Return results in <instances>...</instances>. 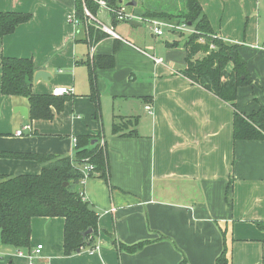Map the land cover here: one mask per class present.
<instances>
[{
	"label": "crops",
	"instance_id": "crops-1",
	"mask_svg": "<svg viewBox=\"0 0 264 264\" xmlns=\"http://www.w3.org/2000/svg\"><path fill=\"white\" fill-rule=\"evenodd\" d=\"M75 1L0 0V11L32 15L0 38V151L68 156L73 137L81 135L104 138L108 147V181L96 172L80 186L99 214L96 247L66 256L65 219L34 217L31 247L43 245L38 264H215L224 245L232 264H264V226L258 225L264 223V140H234L235 108L182 73L188 34L167 31L160 41L98 8L97 17L122 39L107 34L95 42L84 24L68 21ZM146 1L123 0L137 14ZM200 2L213 33L239 45L248 63L253 81L239 88L237 106L249 114L264 104V0ZM112 53L115 66L97 70L98 110L89 64L94 55ZM4 56L32 58L37 71L47 72L33 82L34 93L71 88L63 110L32 121L15 111L25 106L30 116L26 98L2 93ZM118 116L138 117V135L114 134ZM41 171L36 160L0 157V174ZM141 241L148 242L135 252L123 247ZM18 251L2 242L0 231V264H28Z\"/></svg>",
	"mask_w": 264,
	"mask_h": 264
},
{
	"label": "trees",
	"instance_id": "trees-1",
	"mask_svg": "<svg viewBox=\"0 0 264 264\" xmlns=\"http://www.w3.org/2000/svg\"><path fill=\"white\" fill-rule=\"evenodd\" d=\"M110 6H117L119 0H106ZM164 0L146 1L139 15L146 18H159L174 22H187L198 32L188 34L183 46L186 51V68L182 73L193 82L213 92L235 108L234 140H264V104L251 113L239 110L237 106L239 88L252 83L247 61L242 57L237 44L226 43L221 38H213L214 31L200 0H185L184 7L172 9L164 7ZM84 5L97 14L98 4L94 0H76L75 11L84 23ZM30 13L0 11V38L15 32L17 27L31 18ZM113 22H119L112 16ZM88 33L93 41H99L107 33L93 26ZM205 41L200 42L199 38ZM216 48L212 49L210 44ZM172 45L178 46L179 41ZM118 43L115 44V49ZM203 52L202 58L197 54ZM1 90L6 96H21L27 99L30 107L29 120H51L56 112L63 110L68 94L56 96L33 92L34 76L37 67L32 58L4 56L1 60ZM115 66V54L94 55L89 64L90 97L99 106L97 70ZM136 116H118L112 124V132L120 136L138 135ZM77 144L73 155L61 156L48 153H27L0 151V157L32 159L42 164L39 174L8 175L0 174V231L4 244L18 249H31L32 219L34 217H63L64 254L72 255L86 246L95 245L99 232V214L81 191L84 175L80 171L85 165H93L94 171L109 178V155L106 141L90 135L76 137ZM94 173L90 172L89 176ZM78 181V182H77ZM65 183H68L65 185ZM262 228L264 223L259 222ZM92 232L84 236V232ZM148 241H141L123 247L129 252L142 248ZM122 245V244H121ZM11 264H15L12 262ZM183 264V263H181ZM215 264H232L228 247L224 245Z\"/></svg>",
	"mask_w": 264,
	"mask_h": 264
},
{
	"label": "built area",
	"instance_id": "built-area-1",
	"mask_svg": "<svg viewBox=\"0 0 264 264\" xmlns=\"http://www.w3.org/2000/svg\"><path fill=\"white\" fill-rule=\"evenodd\" d=\"M99 8L106 9L111 16H114L118 21H131V20H137L142 23L148 22L150 25L151 31L158 36H161L165 33V31H169L172 33L176 34H181V33H195L198 32L197 30L194 29L193 26L188 24L187 22H174V21H167L164 19H159V18H146L143 17L142 15H139L137 13H134L133 11L129 10V7L127 4L123 2V0H119L117 6H110L106 0H94ZM84 25L87 30V33L89 31V27L93 26L95 29H99L101 31H104L105 33L111 35L115 39H122V36L119 35L114 27L111 24H107L104 21H102L100 18L97 17L96 14H93L87 7L84 5ZM68 21L73 24L75 27H78L80 24H82L81 20L78 18L76 15V11L74 10L72 13L68 15ZM213 38H220L218 35H211ZM200 42H204L205 39L204 37L199 38ZM210 47L212 49L216 48V45L214 43L210 44ZM94 51V47L91 46V52ZM154 60L157 63H160L163 61L162 58L159 57H154ZM72 92V89L67 87V86H58L53 89V94L56 96L63 95V94H70ZM149 111H151L152 107L151 105H147L146 107ZM30 126L26 125L24 129H29ZM24 129H19L16 131V135H22ZM73 141L75 143V146L77 144V138L73 137ZM101 143H105V139H101ZM80 171L83 173L84 178L82 182L84 183L85 180L90 177L89 173L94 171V166L93 165H85L80 169ZM94 246L93 248H95ZM93 248H91V253L94 252ZM42 249L43 245L39 244L36 248H31L29 250L26 249H19L18 255L20 257H23L25 259H28V264H36L37 260L41 258L42 254Z\"/></svg>",
	"mask_w": 264,
	"mask_h": 264
},
{
	"label": "rangeland",
	"instance_id": "rangeland-1",
	"mask_svg": "<svg viewBox=\"0 0 264 264\" xmlns=\"http://www.w3.org/2000/svg\"><path fill=\"white\" fill-rule=\"evenodd\" d=\"M184 1L185 0H164V7H169V8H174V9H177V8H182V7H184ZM123 22H125V21H123ZM240 22V18H237V20H236V23H239ZM244 22V24H245V20L243 19V21H242V23ZM108 24V23H107ZM216 26H220V23H219V21H218V23L216 24ZM141 27L143 28V30H145V31H147V33H152L151 32V29H150V25L148 24V22H144L143 23V25H141ZM165 35H167V36H170L171 34L169 33V32H167V31H165ZM164 38V39H163ZM156 37V39H160V41H165V37ZM169 38V37H168ZM39 262H36V264H38Z\"/></svg>",
	"mask_w": 264,
	"mask_h": 264
},
{
	"label": "water",
	"instance_id": "water-1",
	"mask_svg": "<svg viewBox=\"0 0 264 264\" xmlns=\"http://www.w3.org/2000/svg\"><path fill=\"white\" fill-rule=\"evenodd\" d=\"M135 4H136L135 1L128 3V5H135ZM128 23H130L131 25H134V26H141V25H143L142 22L137 21V20H131V21H128ZM46 73L47 72H45V71H37L35 73V76H34V81L36 82L39 78H44ZM15 111H19L21 113V115L23 117H25V118H28L29 117L28 108L25 107V106H19V107H17L15 109ZM67 184L68 183H65V185H67ZM91 232H92V229L87 230L86 232H84V236H86L87 234H89Z\"/></svg>",
	"mask_w": 264,
	"mask_h": 264
}]
</instances>
